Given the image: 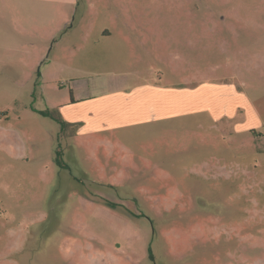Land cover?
<instances>
[{
	"label": "rangeland",
	"instance_id": "rangeland-1",
	"mask_svg": "<svg viewBox=\"0 0 264 264\" xmlns=\"http://www.w3.org/2000/svg\"><path fill=\"white\" fill-rule=\"evenodd\" d=\"M71 1L0 0V264H264V0ZM201 83L263 124L244 107L76 133L86 99Z\"/></svg>",
	"mask_w": 264,
	"mask_h": 264
},
{
	"label": "crops",
	"instance_id": "crops-1",
	"mask_svg": "<svg viewBox=\"0 0 264 264\" xmlns=\"http://www.w3.org/2000/svg\"><path fill=\"white\" fill-rule=\"evenodd\" d=\"M36 5L44 8L45 6L53 8L58 13L56 16H65L71 8L73 3L71 0H31ZM66 12V13H65ZM120 35H116L112 31H104L100 35L102 43L118 42L120 38H126V41L131 43L133 34L131 32L122 30ZM124 42V41H123ZM127 43V48L130 52H135V45ZM117 44L115 49L122 50L124 46ZM139 49V48H137ZM97 77L109 78L112 77L109 74H97ZM213 84L201 83L195 87H164L162 85L142 86L129 91H117L112 93L108 97H102L101 99L90 98L86 99V102L91 101L94 106L97 107L95 113L89 112L92 119L75 120L83 122V127L77 128L76 133L80 132H96L98 126L94 124L97 120H114L116 117H121L120 120L113 121L110 128H127L134 125H139L151 120L156 119H169L182 116L186 113H199L208 112L214 117L217 115L227 117L228 119L234 118L238 113H242L243 108H248V112L253 114L258 124L262 125L260 111L253 107L251 103L246 99L236 95L233 91H230L228 87H219L215 90ZM215 94H219L223 97L231 98L234 101V109L224 107L221 111H214L209 108L207 99L210 95V99H213ZM202 102L207 103L201 104ZM96 109V108H95ZM90 121V122H89ZM243 123V124H242ZM241 126L246 122H242ZM83 125V124H82ZM101 126L108 127V123L101 121Z\"/></svg>",
	"mask_w": 264,
	"mask_h": 264
},
{
	"label": "trees",
	"instance_id": "trees-1",
	"mask_svg": "<svg viewBox=\"0 0 264 264\" xmlns=\"http://www.w3.org/2000/svg\"><path fill=\"white\" fill-rule=\"evenodd\" d=\"M62 127H63V125H62Z\"/></svg>",
	"mask_w": 264,
	"mask_h": 264
}]
</instances>
